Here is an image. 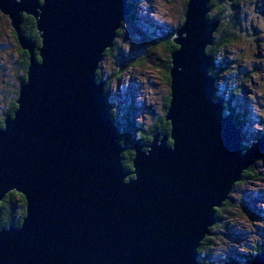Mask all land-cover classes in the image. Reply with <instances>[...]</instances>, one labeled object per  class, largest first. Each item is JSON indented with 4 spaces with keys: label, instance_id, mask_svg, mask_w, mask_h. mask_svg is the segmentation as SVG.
Instances as JSON below:
<instances>
[{
    "label": "water",
    "instance_id": "1",
    "mask_svg": "<svg viewBox=\"0 0 264 264\" xmlns=\"http://www.w3.org/2000/svg\"><path fill=\"white\" fill-rule=\"evenodd\" d=\"M127 1L0 0L29 54L0 128V201L11 191L25 200L21 224L0 230V264H196L215 208L264 154L262 134L242 155L232 114L222 119L221 99L210 101L204 48L218 21L204 23L209 0H188L170 56L173 150L157 133L144 153L133 144L124 170L96 70ZM23 15L35 21L38 49L21 33ZM249 264H264V252Z\"/></svg>",
    "mask_w": 264,
    "mask_h": 264
},
{
    "label": "rangeland",
    "instance_id": "2",
    "mask_svg": "<svg viewBox=\"0 0 264 264\" xmlns=\"http://www.w3.org/2000/svg\"><path fill=\"white\" fill-rule=\"evenodd\" d=\"M127 2V18L99 61L96 75L100 80H96L105 82L106 102L114 121L122 130L124 121L128 126L132 124L133 134L128 139L142 147L140 152H146L152 139L146 143L139 138L150 126L159 128V122L164 121L170 93L169 71L173 66L168 61L180 48L172 40L177 39L175 32L185 23L188 0ZM210 2L212 6L217 0ZM211 6L208 5L204 22L218 21L210 34V45L204 48L211 60L207 74L214 81L211 100L222 99L223 115L232 114L233 122L236 119L244 154L264 134V0H220L215 8ZM216 9L221 15H216ZM145 20L153 21L155 28L144 24ZM23 58L9 20L0 13V116L17 98L13 92L24 75ZM165 122L168 130L162 133L169 135L170 124ZM171 143L170 139L165 142L168 148ZM131 151L130 160L135 149ZM244 173L250 179L241 175L228 198L215 208L210 235L204 237L199 256L197 253L201 264H249L264 252V155Z\"/></svg>",
    "mask_w": 264,
    "mask_h": 264
},
{
    "label": "trees",
    "instance_id": "3",
    "mask_svg": "<svg viewBox=\"0 0 264 264\" xmlns=\"http://www.w3.org/2000/svg\"><path fill=\"white\" fill-rule=\"evenodd\" d=\"M211 2L209 4V6H211ZM219 2H220V0H217L216 4H219ZM216 4L213 2L211 7L215 6ZM213 8H215V7H213ZM216 15L217 16L221 15V11L217 10ZM20 28H21V33H22L23 36L28 37L33 42H35V44L39 45L40 41H39V37L37 35L38 32L36 31V28H35L34 19H32L30 16L23 15L22 16V20H21V24H20ZM223 35L225 37L228 36L227 33H225V32L223 33ZM14 36H15V34H14ZM22 65H23V69H24L23 73H25L26 66H27V61L24 62ZM24 79H25V74H24V77H23V75L20 77L19 82L23 83ZM96 79L100 80L98 75H96ZM18 88L19 87L14 89L13 96H16V94L18 93ZM15 101H16V97H15V99H13L11 101L8 110L3 111L2 115L0 116V128L3 127L4 119L7 116H12L13 112L15 111V109H16ZM164 109H166V107ZM235 123L238 124L236 122V119H235ZM158 125H159V129L158 130L160 132H166V130H168V127H167L168 123H166L165 121L161 120V123L159 122ZM126 126L128 127V129H132L131 131H133L134 127H133L132 124H130V126H128V125H126ZM156 130L157 129H155L154 126H150V128L147 130V132H142L141 133L142 136L139 139V141H142V139H144V140H147L146 143H148V140L150 139V135ZM124 132L125 131L121 132V136L124 134ZM124 136H125V134H124ZM118 141H120V143L124 142L123 146L127 148L126 149L127 152L124 151L123 153H121V155H122L121 163H122V165L124 167V170H129L130 167H131L130 166L131 164L129 162L131 161L130 159H131V156H132V151H131V148H130V144L129 143L126 144V142L124 141L123 137L118 139ZM130 151H131V153H130ZM125 167H128V168H125ZM242 177L246 178V180L250 179L249 175L246 176V173H243ZM24 215H25V200H24V197L21 194L15 192V191L7 193L6 196L4 197V199L2 201H0V229L8 228L10 226H14V227L19 226L21 224V222H22V219H23ZM199 251L200 250L198 249V256H199ZM258 252H261V250H259ZM198 261L200 263L199 259H198ZM232 263H234V262H232ZM230 264H231V262H230ZM244 264H246V263H244Z\"/></svg>",
    "mask_w": 264,
    "mask_h": 264
},
{
    "label": "bare ground",
    "instance_id": "4",
    "mask_svg": "<svg viewBox=\"0 0 264 264\" xmlns=\"http://www.w3.org/2000/svg\"><path fill=\"white\" fill-rule=\"evenodd\" d=\"M134 3V2H133ZM208 5L209 4H207V6H206V9H209V7H208ZM125 9H126V7H125ZM186 9V8H185ZM126 11H127V9H126ZM128 11H129V7H128ZM208 12V11H207ZM206 12V13H207ZM136 14V13H135ZM127 18V15L124 17V19L122 20V22L125 20ZM210 20V19H209ZM146 22H144V24H146V25H148V26H150V27H153V28H155V25H154V22L153 21H151V22H148V20H145ZM125 22V21H124ZM117 32H118V30H117ZM117 32H116V35L115 36H117ZM176 33V32H175ZM38 35V34H37ZM39 37V36H38ZM134 37V36H133ZM168 42V41H167ZM168 48H169V46H168ZM111 50V49H110ZM178 50V49H177ZM209 51V50H208ZM107 52V51H106ZM168 52V51H167ZM107 55V54H106ZM168 62H170L171 63V59H169V61ZM169 63V64H170ZM171 67V66H170ZM206 71L208 72V69H206ZM168 72V71H167ZM25 74V73H24ZM23 77H24V75H23ZM171 80V79H170ZM170 86H171V83H169V91H170ZM119 89H120V87H119ZM121 90V89H120ZM212 90V89H211ZM106 91L104 90V95H105V98H107L108 96H107V92L105 93ZM116 92V91H115ZM170 95H171V93H169V98H168V100H167V102H168V105H167V107L170 105V101H171V97H170ZM17 96H18V93H17ZM107 96V97H106ZM210 101H212L211 99H210ZM108 103V102H107ZM212 104H216L217 102H211ZM221 114H222V116H221V118L222 119H224L225 117H227V115L226 116H224L223 115V111H224V104H223V100L221 99ZM109 110H110V108H109V104L106 106V112L108 113L109 112ZM165 120V119H164ZM231 121L233 122V119H232V117H231ZM124 123V125H125V128L122 130L118 125H117V123L115 122V126H116V128H115V135H116V138H117V140L118 139H120V138H122L123 137V139H124V141L126 142V144H128V143H132L133 144V141H129V136H132V134H131V132L132 131H130L129 129H128V127L126 126V122L124 121L123 122ZM233 123H235V122H233ZM128 125V124H127ZM235 126H236V124H235ZM2 128V127H1ZM134 129V128H133ZM123 131H125L124 132V134H125V136H124V134L121 136V132H123ZM135 133V132H134ZM157 132H153L151 135H150V139H152V137H154L155 136V134H156ZM161 134H159L158 133V136H157V141H160L161 139H162V136H165V138H166V135H168V134H166V133H162V132H160ZM169 136V137H168ZM167 136V140L170 138V135H168ZM141 138V137H140ZM139 138V139H140ZM239 143H240V145H241V141H242V138H241V136L239 135ZM131 139V138H130ZM142 140H144V139H142ZM145 142L147 141V140H144ZM123 142V141H122ZM124 143V142H123ZM157 144H159V142H157ZM143 146L145 147V144H143ZM123 148V147H122ZM130 148H132V145L130 146ZM166 149H170L171 151L173 150V148H166ZM239 149H242V148H239ZM248 150V149H247ZM246 150V151H247ZM144 151H146V149H144ZM142 153V152H141ZM144 153V152H143ZM242 154V153H241ZM242 155H245V153L244 154H242ZM262 155H264V154H261L260 156H262ZM145 156H147L146 154H145ZM259 156V157H260ZM130 161V160H129ZM130 163V162H129ZM254 164V162L250 165V166H252ZM130 165V164H129ZM131 166V165H130ZM249 166V167H250ZM248 167V168H249ZM125 168H128V167H125ZM247 168V169H248ZM130 170H131V168H130ZM125 171H129V170H125ZM244 173V172H243ZM243 173H242V175H243ZM241 176V175H240ZM133 176H127L126 178H125V181L126 182H129V180L132 178ZM135 178V177H134ZM240 179H241V177H240ZM12 192V191H11ZM241 224V223H240ZM234 226V225H233ZM208 234L210 235V231L208 232ZM204 239V238H203ZM202 244L200 243V246H201ZM200 248V247H199ZM198 248V249H199ZM198 249H197V253H198ZM255 259V258H254ZM242 260V259H241ZM196 264H200L199 263V261H197L196 260Z\"/></svg>",
    "mask_w": 264,
    "mask_h": 264
},
{
    "label": "flooded vegetation",
    "instance_id": "5",
    "mask_svg": "<svg viewBox=\"0 0 264 264\" xmlns=\"http://www.w3.org/2000/svg\"><path fill=\"white\" fill-rule=\"evenodd\" d=\"M37 46H38V44H36V47H37ZM22 53H23V54H22ZM21 56L24 57V58H23V59H24V62H26V61H27V53H26L25 51H21ZM24 62H23V63H24ZM156 129H157L156 131L159 132V130H158L159 128L156 127Z\"/></svg>",
    "mask_w": 264,
    "mask_h": 264
}]
</instances>
